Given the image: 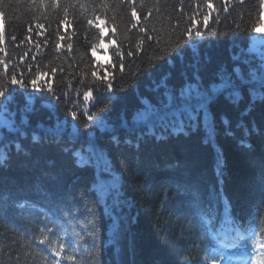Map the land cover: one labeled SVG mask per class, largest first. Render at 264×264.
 <instances>
[{
	"label": "trees",
	"instance_id": "16d2710c",
	"mask_svg": "<svg viewBox=\"0 0 264 264\" xmlns=\"http://www.w3.org/2000/svg\"><path fill=\"white\" fill-rule=\"evenodd\" d=\"M210 2L211 10L207 8L206 0H123V3L121 0H0V13H3L0 16V28L4 34L3 41L0 42V81H10L13 71L17 79L23 75L26 80L34 78L37 71L43 73L38 83L43 90L41 95L46 98L36 99V111L31 117L33 123H48L50 117L52 122L55 117L63 120L70 108L77 112L80 130L87 131L84 127L87 116L82 113L87 111L88 115H91L109 103L106 99L97 103V97L101 95L98 90L103 87L91 75L93 71H97L101 77L108 75L112 78L113 91L120 98L111 101L114 105L112 115L123 110L130 115L134 108L141 106L140 97L155 102L158 93L149 91L155 87L154 80L160 81L165 74L171 72L173 76L169 80L170 84L177 87L180 85L179 73L182 64L176 52L183 55L184 64L190 62L192 50H195L201 57H209L213 64H219L229 70L237 63L232 61V55L238 53L241 48L247 55L258 57L259 51L247 53V49L253 47L254 40L258 41L264 36V0ZM133 7L139 16V23L132 17ZM149 9L151 15L145 20ZM204 15L209 17L208 28L203 24ZM193 16L199 22L193 31L198 29L205 33L204 38L201 40L194 37L192 50L187 46L177 48L178 39H187L181 34L189 27L190 18ZM90 20L92 24H89ZM134 23H137L136 28H132ZM98 24H102L107 33L103 41L105 47L98 48L93 53L91 46L100 43ZM256 25L261 32L253 31ZM113 28L116 29L115 32H112ZM142 28L144 32L140 31ZM213 28L223 34L212 36ZM145 34L151 35L153 40H147ZM156 37L161 41L159 44L156 43ZM142 38L143 47L137 51L136 45ZM109 41L115 43L109 47ZM58 43L61 45L59 49L56 48ZM69 44L72 45L71 49L68 48ZM118 48L125 53L123 72L119 69L116 55ZM256 48L261 50L258 42ZM129 50L135 53L133 57L126 55ZM165 51L172 53L171 62L159 59L153 61L154 67H150V58L154 55L163 57ZM108 61H111V64ZM5 63L8 65L7 72L4 69ZM53 69L55 71H52ZM137 69H141L142 74L133 79L132 73ZM48 83L52 84L55 95L47 91ZM89 88H92V94L90 99L85 101L83 93ZM18 102L22 107L23 99L18 97ZM94 103L96 107L92 106ZM11 110L18 111V108L14 104ZM67 119L72 122L70 115ZM237 135L239 136V133ZM181 139L193 150L187 154L179 149L175 150L173 162H186L191 168V176L185 177L182 167L175 171L157 173L159 182L149 192L141 187L143 175L132 161L126 155L113 154L116 167L123 172L127 181L125 196L132 201V207H122L121 213L129 218L135 217L130 230L135 234L137 241V261L140 264H152L153 261L163 258L168 264H184L185 256L191 254L196 257L198 253L201 257L204 255L200 249L189 252V246L200 244L202 247V242L196 221L193 220L191 225L187 223L192 219V209L188 205L191 196L185 195L184 191L177 187V184H184L186 179L196 181L205 203L211 202L209 198L213 190L217 193L221 189L223 192L226 190L227 193L224 194L229 202H232L231 212L237 216L235 218L242 229L258 224V241L263 246L261 251H264V179L259 152L249 153L232 137L218 136L217 141L223 149L227 171L225 178L222 176L225 186L222 187L220 181L217 183V177L211 168L214 150L211 145L202 143V133ZM28 143L26 140L25 144ZM250 143L256 148L255 137ZM57 155L54 146L34 147L32 158L25 169L18 167L19 160L24 157H14L12 166L4 169L3 178L0 180L5 188L3 195L7 196L10 191L16 200L21 199V196H28V202L35 203L38 208L54 207L46 203L48 196L45 193L51 195V184L44 172L47 169V159ZM32 160L36 161L35 165ZM10 178H14L19 185H24L23 190H19L17 184L10 183ZM84 189L85 184L81 182L75 192L76 203L80 207L81 219L90 215L89 209L99 217L94 234L95 248L93 239L89 236L92 229L85 231L80 224L73 221L77 234L73 237V250L80 252V264H95L92 253L99 255L101 264H105L112 257L113 251L111 246L107 252L102 248L103 242L109 236L110 222H106L101 215L102 206L93 200L95 195L86 193ZM165 194L169 206L161 214V201ZM218 213L220 218L223 215L222 203L218 205ZM19 214L16 209L7 221H0V264H17L16 257L24 253L28 254L26 260L21 259L19 264H44L39 256L32 255L36 249L25 244L26 237L20 238L16 234L17 224L14 221ZM38 215L41 214L24 213V223L34 232L43 227V224L36 223ZM67 232L70 233L71 229ZM5 236L8 238L5 239ZM120 243L123 244L122 241ZM21 244L25 246L18 247ZM122 258L127 261V254ZM48 264H51V259Z\"/></svg>",
	"mask_w": 264,
	"mask_h": 264
},
{
	"label": "snow or ice",
	"instance_id": "6c2138e0",
	"mask_svg": "<svg viewBox=\"0 0 264 264\" xmlns=\"http://www.w3.org/2000/svg\"><path fill=\"white\" fill-rule=\"evenodd\" d=\"M206 3L207 8L211 10L210 0H206ZM2 15L3 13H0V16ZM150 15L151 9L144 19L147 20ZM132 17L139 23V16L134 7ZM208 19V15H204L205 28L209 27ZM190 20L189 27L181 34L187 39H178L177 48L187 46L189 50H192L194 37L201 40L204 38L205 33L198 29L193 31L195 25L199 23L195 16ZM137 23L132 24V28H136ZM89 24H92L91 20ZM97 27L100 29V43L91 46L93 53L98 48L105 47L103 41L107 35L102 24H98ZM115 31L116 29L113 28L112 32ZM140 31L144 32V29ZM253 31L259 33L262 30L256 25ZM222 34L214 28L211 29L212 36ZM145 35L147 40H153L151 35ZM3 38V29L0 28V42ZM160 42L159 37H156V43ZM257 42L261 45V50L256 48ZM114 43L115 41H109L107 46L110 47ZM143 44L142 38L136 45L137 51L143 47ZM60 47L58 43L56 48ZM68 48L71 49L72 45L69 44ZM192 51V58L187 64H184L183 55L176 52L182 64L179 73L180 85L177 87L169 83L173 76L171 72L165 74L158 83L154 80L155 87L149 91L158 93L155 102L149 101L146 97H140L141 106L134 108L130 115L126 110L112 115L114 105L111 101L120 99L113 91L112 78L108 75L101 77L97 71H93L91 75L103 86L98 90L101 95L97 97V103L101 99H106L109 103L91 115H88L87 111L82 113L87 116L84 124L87 131L80 130L77 112L70 108L63 120L55 117V121L52 122L50 117L48 123L42 121L33 123L31 117L36 111V99L46 98L41 95L43 90L38 83L43 73L37 71L34 78L26 80L23 75L17 79L13 71L10 81H0V180L3 178L4 169L12 166L14 157L16 159L24 157L23 160H19L18 167L27 168L34 147L51 145L57 149L58 153L55 158L47 159V169L44 172L51 184V195L45 193L48 196L46 203L54 207L38 208L35 203H29L27 200L17 203L10 191L7 196L3 195L5 188L3 183H0V221H7L14 210H19L20 214L14 221L17 224L15 232L20 238L26 237L27 246L36 249L32 253L34 257L39 256L44 264H48L49 259L51 264H64V261L70 264L74 261L75 257L71 254L63 257V260L57 259L66 250V244L60 242L65 237L60 234L69 229L71 232L66 237L67 248L73 247V237L77 235L73 221L80 224L85 231L92 229L89 236L93 239V248H95L94 234L99 217L92 214V209H89L90 215L81 219L80 207L76 203V188L84 182L85 192L95 195L96 203L102 206L101 215L106 222H110L109 236L103 242L102 248L107 252L111 246L113 251L112 257L105 264H113V259L115 264H140L136 259V237L130 230L135 217L117 215L122 207L131 208L132 201L125 196L127 181L124 179L123 172L116 167L114 153L126 155L132 161L135 168L143 175L141 187L149 192L159 182L157 173L175 171L178 167H182L185 177L191 176V168L186 162L177 164L173 161L175 150L179 149L185 154L193 150L181 139V137L190 138L192 134L202 133V143L211 145L213 148L216 174L219 178L222 175L224 159L223 149L217 137L223 135L237 140L249 153L259 152L262 179H264V36H261L258 41L254 40L253 47L247 49V53L259 51L258 57L247 55L241 48L231 57L232 61L237 62L231 70L219 64H213L211 58L201 57L198 51ZM116 55L119 60V69L123 72L125 53L118 48ZM126 55L133 57L135 53L129 50ZM171 58L172 53L167 51L163 57L154 55L150 58V67L155 66L153 61L166 59L171 62ZM108 63L111 64V61ZM4 69L7 72L6 63ZM141 74L142 70L137 69L132 73V78L136 79ZM161 89H163L162 92ZM47 91L55 95L50 83L47 84ZM91 94L92 88H89L83 93L84 100L88 101ZM18 97L24 101L22 107L19 105ZM14 104L18 111L11 110ZM92 106L96 107V104ZM68 115L72 117L71 123L67 119ZM253 137L257 141L256 148H253L252 143L249 142ZM26 140L29 141L27 145ZM35 163L36 161L32 160V164L35 165ZM144 173L147 174L144 175ZM10 183L17 184L18 189L23 190L24 185H19L14 178H10ZM220 184H223L222 180ZM177 187L184 191L185 195L191 196L188 205L192 209V219L187 223L191 225L195 220L200 229L202 247L200 244L191 245L189 252L200 249L204 253L202 257L199 253L196 257L191 254L185 256L184 264H232L233 255L229 253V249L241 252L242 264H249L250 261L252 264H264V251L257 252V242L252 240L255 232L251 229L242 230V226L233 220L232 205L222 189L219 193L213 190L209 198L211 202L205 203L195 180L186 179L184 184H177ZM220 203L223 204L224 211L222 219L218 220ZM168 206V198L165 194L161 201V214ZM24 213L41 214L37 216L36 223L43 224V227H40L38 232H34L24 223ZM122 219L123 228H121ZM224 224L230 226L228 234L223 232ZM7 238L5 236V239ZM250 240H252V250L256 253L251 256L248 254ZM121 241L123 244L120 243ZM13 243L16 242L13 241ZM24 246L18 245L20 248ZM125 253L128 256L127 261L122 258ZM27 255V253L18 255L17 264L21 259L26 260ZM92 257L95 264H101L99 255L92 253ZM152 264H168V262L161 258L153 261Z\"/></svg>",
	"mask_w": 264,
	"mask_h": 264
},
{
	"label": "bare ground",
	"instance_id": "6f19581e",
	"mask_svg": "<svg viewBox=\"0 0 264 264\" xmlns=\"http://www.w3.org/2000/svg\"><path fill=\"white\" fill-rule=\"evenodd\" d=\"M157 83L159 82V81H156ZM171 82V81H170ZM169 82V83H170ZM172 84V83H171ZM250 142V141H249ZM214 152V151H213ZM214 154V153H213ZM213 164H212V166H211V168H212V170L214 171V173H215V176L217 177V174H216V162H215V154L213 155ZM221 171L223 172V174L218 178L217 177V183H218V181H220V180H222L223 181V178H222V176L224 177L225 176V174L227 173V171H226V162H224V165H223V168L221 169ZM225 178V177H224ZM220 183V182H219ZM223 186L222 187H225L224 186V181H223V184H222ZM218 189H219V185H218ZM224 192L225 193H227L226 192V190H224ZM227 195V194H226ZM22 198L21 199H17L16 200V202L17 203H22V202H24L25 200H29L28 199V196H21ZM21 200V201H20ZM23 200V201H22ZM93 200H96L95 199V197L93 198ZM232 203V202H231ZM121 211H122V209H120L118 212H117V215H119L120 217H125V215H123L122 213H121ZM123 212V211H122ZM123 220V219H122ZM251 220H252V222H254L255 220H254V218L252 217L251 218ZM123 223H124V221H122Z\"/></svg>",
	"mask_w": 264,
	"mask_h": 264
}]
</instances>
